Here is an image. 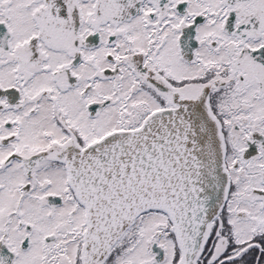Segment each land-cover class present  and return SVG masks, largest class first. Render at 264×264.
I'll return each mask as SVG.
<instances>
[{
    "label": "snow or ice",
    "instance_id": "obj_1",
    "mask_svg": "<svg viewBox=\"0 0 264 264\" xmlns=\"http://www.w3.org/2000/svg\"><path fill=\"white\" fill-rule=\"evenodd\" d=\"M0 264H264V0H0Z\"/></svg>",
    "mask_w": 264,
    "mask_h": 264
}]
</instances>
